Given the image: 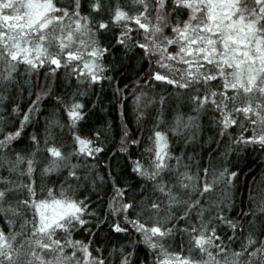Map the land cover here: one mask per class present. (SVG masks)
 <instances>
[{
  "label": "snow or ice",
  "instance_id": "obj_1",
  "mask_svg": "<svg viewBox=\"0 0 264 264\" xmlns=\"http://www.w3.org/2000/svg\"><path fill=\"white\" fill-rule=\"evenodd\" d=\"M250 152L264 0H0V264H264Z\"/></svg>",
  "mask_w": 264,
  "mask_h": 264
},
{
  "label": "trees",
  "instance_id": "obj_2",
  "mask_svg": "<svg viewBox=\"0 0 264 264\" xmlns=\"http://www.w3.org/2000/svg\"><path fill=\"white\" fill-rule=\"evenodd\" d=\"M127 83L131 86L132 81L128 80ZM123 87V83L121 84ZM102 100V107L100 106V102L96 99H93L89 103V107H91V103H97L98 107L93 110L89 117V124L94 126L97 129L105 130L107 129L108 125H112V130L108 133L109 140L108 146L115 151L116 148L119 146L120 141V116L119 110L115 105V102L112 100V92L110 89H105L103 96L101 97ZM127 107L129 112L132 109V101L131 97L126 101ZM47 106V102H46ZM129 120L131 123L129 127L131 131L135 134L136 133V125L135 121L132 120V117L129 116ZM43 122V118L41 117V123ZM31 130V129H30ZM147 133H145L146 135ZM22 146V145H21ZM206 151V150H205ZM247 163L251 165V168L257 173L259 177L260 173L264 171V156H260L259 153H251L246 157ZM205 164L207 163V156H205L204 161ZM141 257H143V253H141Z\"/></svg>",
  "mask_w": 264,
  "mask_h": 264
}]
</instances>
